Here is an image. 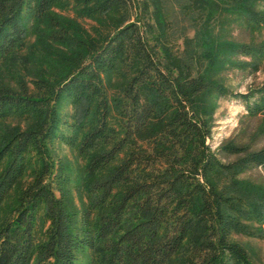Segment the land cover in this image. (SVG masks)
<instances>
[{"label":"trees","instance_id":"trees-1","mask_svg":"<svg viewBox=\"0 0 264 264\" xmlns=\"http://www.w3.org/2000/svg\"><path fill=\"white\" fill-rule=\"evenodd\" d=\"M60 1L0 0V62L31 23H46L50 40L76 54L70 72L33 79L31 91L0 88V122L29 121L0 139V264H253L235 237L255 234L249 223L264 217V190L236 176L264 167V148L224 143L220 153L234 159L222 162L199 112L207 89L227 90L163 63L150 40L154 23L143 16L153 0L91 43L52 16ZM79 3L89 14L123 15L135 2ZM240 14L264 27L261 14ZM113 76L123 83L110 92ZM240 97L249 114H264V85ZM56 144L86 163L74 169Z\"/></svg>","mask_w":264,"mask_h":264},{"label":"rangeland","instance_id":"rangeland-1","mask_svg":"<svg viewBox=\"0 0 264 264\" xmlns=\"http://www.w3.org/2000/svg\"><path fill=\"white\" fill-rule=\"evenodd\" d=\"M143 1L134 0L133 7L122 15L121 12L89 14L79 0H61L52 16L74 38L98 42L122 24L127 15L131 21L136 20ZM245 9L261 14L264 19V0H153L148 17L141 14L154 23L150 40L157 39L159 56L166 66L175 73L200 74L227 90L220 95L209 88L198 99L201 117L209 121L211 128L206 144L224 163L234 159L220 153L224 143L236 142L250 150L264 148V114H249L240 97L264 85V27L259 30L247 25L240 14ZM30 27L26 40L0 62V88L17 91L27 86L31 91L33 79L54 80L71 71L76 59L73 46L50 40L46 23H31ZM242 46H247L250 53L238 52ZM122 83L118 76L109 78L110 92ZM28 125L29 121L15 118L0 122V139L7 130ZM53 148L74 169L86 163L75 150L60 144ZM236 179L253 189L264 190V167L243 171ZM73 197L79 207L82 196L74 193ZM10 204L12 198L7 202ZM249 224L255 234L235 239L246 249L253 264H264V217Z\"/></svg>","mask_w":264,"mask_h":264}]
</instances>
